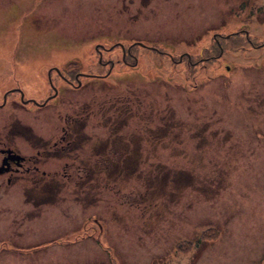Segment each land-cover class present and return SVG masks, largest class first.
<instances>
[{"label":"rangeland","instance_id":"obj_1","mask_svg":"<svg viewBox=\"0 0 264 264\" xmlns=\"http://www.w3.org/2000/svg\"><path fill=\"white\" fill-rule=\"evenodd\" d=\"M212 1L210 0L211 3ZM110 2L111 0H0V8H2L0 20L7 22L3 25L0 36L3 43L11 41L9 45L0 46L2 81L21 86L25 90V84L44 83L46 71L48 73V69H53L54 83L58 86L64 85L61 75H57L54 69L58 66L62 67V64L70 60L73 61L71 63L73 66L83 65L84 69L90 72L105 73L107 68L99 71L93 65V62L97 61V56L93 54L92 48L83 50L88 51L84 58L73 57L76 56L74 52L77 49L82 50L89 43L88 41L96 38L95 36L100 32L98 20L102 18L101 21L106 23L108 14L106 6ZM233 2V0L227 1L228 5H234ZM258 3L264 4V0H258ZM245 4L259 7L255 0H248ZM210 6L211 4L203 8L207 9ZM98 9L100 12L97 17ZM65 16L67 24L72 26L60 24ZM30 17L35 18V23H38L40 28L59 24L61 31H64L67 37H79L77 41L79 46L76 44L68 46L64 43L65 40H72L71 38L62 40L63 44L52 40L43 45V40L36 41L32 37L33 43L39 42L35 44V49L15 51L10 45L24 35ZM222 19L210 20L208 23L210 35L223 33L219 30L229 25V21L227 19L226 24ZM249 25L250 23L247 29L250 35L256 36L260 46L258 50H247L244 54L241 50L240 53H237V50H226L222 60L223 64L230 65L231 70L229 72L221 70V73H225L223 76L202 78L203 84L191 92V95H201V97L190 100L196 105L195 107L188 106L193 111H203L205 107L201 101L205 104L212 113L209 115L212 119L210 129L216 132L214 135L218 133V127L224 135L232 134L229 144L225 143L228 149L205 151V158L204 155H200V151H186V155L181 154L178 158L171 159L168 152L170 149L156 151L158 148L155 147L159 142L149 146L144 143L142 147L143 151H146L148 164L160 159L174 161L183 166L192 159L201 176L209 168L219 170L218 177H212L218 180L214 188L204 187L207 190L201 195L189 189L180 191L178 196L176 192L169 193L165 201L157 202L156 214L149 210L147 212L143 208L140 210L130 205L117 204L113 198L116 197L113 191L88 201L83 204L84 207L78 206L75 202H69L68 207L62 202L50 208L44 206L41 218L31 220L32 224L30 221H25L18 227L23 233V239L20 241L21 238H18L20 242H17L16 247H9L4 242L0 243V247L3 248L0 252V264H264V117L261 115L255 117L246 99H249L256 89L257 92L264 91L261 86V83H264V44L262 43L264 14H256L250 29ZM145 27L147 26L141 28ZM136 31L138 27L134 30ZM109 46L111 50L112 47L115 48L112 52L119 58V48L111 42ZM195 51H198L197 48ZM113 53L109 55L104 53L101 56L114 59L110 63L112 67L110 75L104 79L81 78L82 83H85L83 89L68 91L67 96L72 99L78 96L82 101L95 103V101L103 102L130 95L125 89L127 84L125 80L132 71L122 62L117 63L118 60H115L116 56ZM164 65L166 66V63ZM252 65L257 68L254 69ZM174 68L179 69L176 76L178 81L183 80L187 83V87L185 85L183 87L188 88L189 81L181 76L185 75V71H182L184 68L181 65ZM239 69L242 70L243 75L238 74ZM135 73H139L136 77L141 78V74L145 73L144 67H138ZM213 73L214 71H209L210 75ZM33 75H36L35 79H27ZM41 75L43 78L40 77ZM95 86L96 90L93 92ZM112 90H116L117 94L113 95ZM33 96L39 97L36 94ZM178 103L184 111H187L184 99L176 101V105ZM83 109L89 111V105L86 104ZM213 110L216 111L214 114ZM52 111L53 107L49 106L45 114L50 120L49 124L55 125L56 118L52 115ZM179 114H183V111ZM99 116L98 113L88 121L87 131L94 137L105 136L106 133ZM34 123L39 125L38 122ZM157 124H159L157 118L150 120V125L145 121L136 122V119H133L129 123V129L138 128L142 131L143 126L153 127ZM202 129L203 134L206 133L205 127ZM177 135L183 138L179 132ZM197 135L202 136V133ZM205 139L210 140L208 137ZM195 143L196 141L192 142V147ZM222 143L223 141H220L217 146ZM160 144L159 148L166 145L165 142ZM179 152L175 151V153ZM209 152L210 154H207ZM224 153L227 154L229 161L220 169L214 165V161L210 164L207 162L211 156L214 160L222 159L220 156ZM53 162L51 161L48 166L53 167ZM155 173H158L157 170ZM102 185L103 180H98L92 187L93 191L100 189ZM135 188H137L136 181L131 180L118 197L123 198L126 191L130 190L132 200H140L139 194L143 191L141 189L135 191ZM64 191V194L68 195L69 189L65 188ZM14 193L11 192L9 196ZM7 200V196L1 198L0 207ZM15 201L18 202L19 199ZM89 205L91 207H88ZM114 209L118 215L113 213ZM92 213L98 214L94 222L90 219ZM124 223L127 228L122 225ZM211 227L221 231L218 239L211 243L205 240L202 242L198 232ZM186 239L189 241H181L179 249L175 250L176 244Z\"/></svg>","mask_w":264,"mask_h":264},{"label":"flooded vegetation","instance_id":"obj_2","mask_svg":"<svg viewBox=\"0 0 264 264\" xmlns=\"http://www.w3.org/2000/svg\"><path fill=\"white\" fill-rule=\"evenodd\" d=\"M194 1L197 2L194 3ZM227 1L213 0L211 3L210 0H111L106 6L108 11L106 23L101 21L102 18L99 19L100 32L95 36L96 38L88 41L93 44V54L97 56V61L93 65L99 71L107 68L105 73L90 72L84 70L82 66L71 65L72 61H69L67 67L57 73L61 75L64 85L58 86L53 81L49 83L47 78V83L25 84L24 90L21 86L3 82L0 78V199L8 197L6 203L0 207V243L4 242L9 247H16L17 242L23 239V233L18 227L25 221H30L32 224L31 220L41 218L42 207L65 200L66 196L62 194L65 192L63 190L66 183L70 186L74 184V191L70 190V193L73 194L75 200L81 199L79 188H81L83 179L77 161L81 158V153L79 155L78 151H82L80 146L83 139V122L87 123V120L98 113L99 118L104 119L111 128L115 129L117 136H121L119 131L125 128V135L141 140L147 146L159 142L155 147L158 148L156 151L187 149L192 152L200 151V155L203 156L205 151L228 149L225 143L229 144L232 134L224 135L218 127L219 131L214 135L216 132L210 129L212 119L209 115L212 113L202 101L205 107L203 111L191 112L190 107H187L188 113L191 114L186 131L190 137L188 144L194 141L196 143L194 147L192 145L186 148L179 147L177 135L180 132V121L177 117L179 103L176 105V101H181L183 94L178 82L173 81L179 72V69L174 68L176 66L181 65L184 68L182 71L195 74L196 78L199 72L205 71L211 64L219 66L224 71L230 69L229 64L222 62L225 51L230 45L231 49L237 50H254L260 47L257 40L252 39L254 37L246 34V30L243 29L248 25V23L243 24V18L250 12L247 11L244 16L240 14L243 0H233L234 5H228ZM210 4L211 6L207 9L203 8ZM254 8L257 7L250 5L252 12ZM97 12L98 17L100 10L98 9ZM232 13L233 16H231ZM30 15L32 16V13ZM217 19H222L226 24L228 19L229 25H235L236 29L230 31V35L227 36L225 26L219 30L223 33L210 35L208 23L210 20ZM6 23L5 20H0V34ZM60 24L68 25L66 16L61 19ZM142 26L147 27L142 29ZM137 27L138 31L134 32ZM32 37L36 41L43 40V45L52 40L63 44L62 40L71 38L72 40H65L64 43L68 46L74 44L79 46L77 43L79 37H67L64 31H61L59 24L40 28L39 24L35 23L34 17L27 20L24 35L10 46L14 47L15 51L35 49V44L39 42L33 43ZM10 42L8 40L3 43L0 36V46L10 44ZM110 42L119 48V58L112 52L115 48L112 47L111 50ZM233 43L235 46H232ZM262 43L264 44V37ZM87 48L91 46L86 45L84 49ZM195 48L198 51H195ZM86 52L88 51L77 49L74 52L76 56L73 58L84 57ZM104 53L107 55L113 53L116 56L115 60H118L117 63L122 62L132 71L125 80L127 81L125 89L130 95L103 102L95 101L89 105V111H84L83 101L78 96L76 99L69 98L67 92L83 89L85 84L82 83L81 78L104 79L110 75V70H112L110 63L114 59L101 57ZM197 60L199 61L196 62ZM164 61H167L166 66ZM138 67L145 69L141 78L136 77L139 74L135 73ZM52 71L50 76H52ZM241 71L238 74L243 75ZM224 74L219 72L218 76ZM79 81L80 84H78ZM191 85L199 86L198 83ZM257 90L249 99H246L255 117L259 115L264 117V91L257 92ZM112 92L113 95L117 94L116 90ZM34 94L39 97L33 96ZM131 95H133L132 98ZM49 106L53 107L52 115L56 118L55 125L49 124L50 120L45 114ZM214 112L216 111L213 110V114ZM155 118L159 121L157 126H143L142 131L137 127H135L137 129H129V123L133 119H136V122L145 121L150 125V120H155ZM33 121L38 122L39 125ZM97 124L100 125L99 122ZM202 127H205L206 133L204 134ZM180 133L185 132L182 130ZM198 133H202V136L197 135ZM71 138L75 139L72 147L69 144ZM91 139L96 140L97 137L91 135ZM220 141L223 143L217 146ZM162 142L166 143L164 149L159 148ZM169 146L172 147L169 148ZM141 149L143 150L142 147ZM131 150L136 151L135 148L129 146L125 151ZM66 151H75V153ZM91 151H99L98 142L93 143ZM203 157L205 158V155ZM220 157L222 159L214 160L211 156L207 162L210 164L214 161V165L220 169L229 161L226 153ZM176 158H178L177 155L172 159ZM51 161H54L53 167L48 166ZM176 165L177 163L173 161L171 171H168V163L162 165L163 169L157 174L161 185H166L165 187L196 185L204 188L213 187L218 183V180L214 179L220 173L217 169L209 168L201 176L192 159L188 160L187 172L179 169L174 171L173 167ZM118 170L122 171L125 168ZM196 171L197 175H195ZM95 177L91 187H94L98 181L97 175ZM11 192L15 193L9 196ZM2 249L0 247V252Z\"/></svg>","mask_w":264,"mask_h":264},{"label":"trees","instance_id":"obj_3","mask_svg":"<svg viewBox=\"0 0 264 264\" xmlns=\"http://www.w3.org/2000/svg\"><path fill=\"white\" fill-rule=\"evenodd\" d=\"M85 140H86V136L83 135V141ZM69 144H71L70 145L71 147L74 146L75 139L71 138V142ZM107 146L108 143L104 142L100 151H92L88 154V157L78 161V165L81 168L82 174H84V176L87 175V180H95L96 171L100 170L104 166L109 167L108 164L110 162L112 163V167H109L110 170L127 168V172L128 170H133L132 173L138 170V166H139L138 158L140 155V151H135V150L125 151L128 145H124V144L122 145V147H124L125 150L115 151L113 148H111L110 151H104V149H107ZM66 152L75 153V151H66ZM82 179L85 180L86 178L84 179L82 177Z\"/></svg>","mask_w":264,"mask_h":264}]
</instances>
